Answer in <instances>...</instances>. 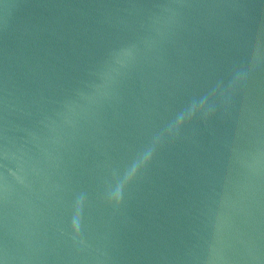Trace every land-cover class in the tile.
Returning <instances> with one entry per match:
<instances>
[{
	"label": "water",
	"instance_id": "1",
	"mask_svg": "<svg viewBox=\"0 0 264 264\" xmlns=\"http://www.w3.org/2000/svg\"><path fill=\"white\" fill-rule=\"evenodd\" d=\"M0 264H264V0H0Z\"/></svg>",
	"mask_w": 264,
	"mask_h": 264
}]
</instances>
